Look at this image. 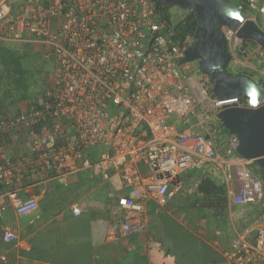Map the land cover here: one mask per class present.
<instances>
[{
    "label": "built area",
    "instance_id": "obj_1",
    "mask_svg": "<svg viewBox=\"0 0 264 264\" xmlns=\"http://www.w3.org/2000/svg\"><path fill=\"white\" fill-rule=\"evenodd\" d=\"M242 1L261 16L264 31V0ZM175 24L160 17L152 0H0V42H38L54 63L52 87L38 103L0 114L2 242L18 241L1 224L3 214H33V188L50 180L82 170L104 180L117 176L131 194L116 200L119 224L108 239L117 241L146 230L143 200L165 206L182 189V172L209 164L223 173L242 222L221 261L210 264H264L262 179L236 153L233 135L220 155L214 134L192 125L195 103L204 105L199 117L209 122L224 105L245 107L247 99L211 97L209 84L189 71ZM241 47L229 52V64L240 63L236 54L246 56ZM249 207H255L252 217ZM252 218L257 224L249 229Z\"/></svg>",
    "mask_w": 264,
    "mask_h": 264
},
{
    "label": "crops",
    "instance_id": "obj_2",
    "mask_svg": "<svg viewBox=\"0 0 264 264\" xmlns=\"http://www.w3.org/2000/svg\"><path fill=\"white\" fill-rule=\"evenodd\" d=\"M5 44L20 43L0 42V47ZM51 82L53 84V76ZM17 102L0 103V114L15 113L30 104L23 100ZM13 105L17 106L16 110L8 111ZM192 119L195 131L214 134L221 155L230 135L219 125L211 129L208 122H202L197 115ZM204 179L223 187L226 194L224 175L216 166L207 164L203 171H184L179 175L182 189L174 193L165 206L157 205L150 198L143 200L146 230L117 241L108 239V233L116 231L119 224L116 200L123 195L131 196L122 188L117 176L104 180L90 170H82L61 180H50L33 188V196L38 200V209L33 214L18 218L13 209L3 214L1 224L10 227L18 241L7 244L0 239V256L7 257L6 264L220 262L222 251L242 228V222L237 219L240 207L229 203L226 196L227 207L219 215L198 192ZM75 207L80 209L79 216L72 214ZM254 209H248L251 217ZM248 224L252 229L257 221L252 218Z\"/></svg>",
    "mask_w": 264,
    "mask_h": 264
},
{
    "label": "water",
    "instance_id": "obj_3",
    "mask_svg": "<svg viewBox=\"0 0 264 264\" xmlns=\"http://www.w3.org/2000/svg\"><path fill=\"white\" fill-rule=\"evenodd\" d=\"M152 1L193 12L195 31L193 41L184 51V59L198 62L201 72L208 75L212 93L218 100L227 101L239 96L247 99V106L224 105L215 117L237 139L236 153L257 164L264 180V95L249 77L232 76L224 70L229 56L223 29L233 31L240 42L251 41L263 51L264 31L241 6L222 0Z\"/></svg>",
    "mask_w": 264,
    "mask_h": 264
},
{
    "label": "rangeland",
    "instance_id": "obj_4",
    "mask_svg": "<svg viewBox=\"0 0 264 264\" xmlns=\"http://www.w3.org/2000/svg\"><path fill=\"white\" fill-rule=\"evenodd\" d=\"M244 13L250 14L256 19V23L263 29L261 25V16L255 12H251L244 8ZM188 11H184L177 6L169 7V13L172 17V22L177 23L181 21ZM224 35L227 38L228 51L234 50V46L242 45V42L234 37L233 31H229L226 28L223 29ZM7 49L12 48V59L10 75L6 78H2V68H0V103L13 100L10 95H16V102L23 100L30 104L38 103V101L49 91L52 87V76L54 73V63L52 57H47V51L43 45L38 42L20 43L18 45H4ZM246 56L236 54L237 62L235 66L228 64L227 71L230 74L236 73H248L250 79H252L257 86L264 88V51H262L257 45H249L246 48ZM189 71L193 78L197 81L208 82L209 77L202 73L197 61H188ZM14 82V83H13ZM12 84V85H11ZM16 85V89H15ZM17 102V104L19 103ZM196 115L201 113L200 108H204L203 104H194ZM8 111L16 110L17 106L10 107ZM175 119L168 120V122H174ZM192 121H194L192 119ZM208 125L211 129L220 126V122L216 118H212ZM235 209L234 212H236ZM225 221V219H224ZM228 221V220H226ZM227 224V223H226ZM225 224V225H226ZM228 228V226L226 227Z\"/></svg>",
    "mask_w": 264,
    "mask_h": 264
},
{
    "label": "trees",
    "instance_id": "obj_5",
    "mask_svg": "<svg viewBox=\"0 0 264 264\" xmlns=\"http://www.w3.org/2000/svg\"><path fill=\"white\" fill-rule=\"evenodd\" d=\"M223 2L233 4V5H238L241 6L243 10L246 8V5L243 3L242 0H222ZM156 4V12L160 15V17L165 20L168 24H171V14L169 13V7L162 6L159 1H155ZM194 19V14L193 12H187V15L179 22L175 24V30H176V37L178 41L180 42H185L186 45L188 46L191 41H193V36H194V31L195 27L192 25V21ZM249 45L251 46H256L255 43L251 41H243L242 42V48L245 50ZM261 49V48H260ZM226 50L228 52V63L226 64L224 70L228 73L227 71V66L230 61V55L228 51V46H226ZM262 50V49H261ZM242 55V54H240ZM13 63L12 59V51L10 49H7L5 47H0V68H2V78L7 77L10 75L9 70H11V65ZM230 74V73H228ZM232 76H247L248 73H236V74H230ZM208 77V75H206ZM251 78V77H250ZM14 83V82H13ZM210 86L209 81L207 82ZM1 84V83H0ZM12 85V84H11ZM16 89V85H15ZM263 95H264V88L262 86L260 87ZM210 95L211 97H215L211 91V86H210ZM12 98H14V101L16 100V95L11 94L10 95ZM246 98L245 97H240V102L245 103ZM13 100H9V103H14ZM223 131L227 134L230 135L223 127L220 125ZM251 168L260 176V170L255 163H251ZM262 179V177L260 176ZM263 183L264 180L262 179ZM198 192L200 195L203 196L205 199L204 202L209 205L212 208H215L216 212L219 213V215H222L223 211L227 207V199H226V194L225 190L221 186H217L214 183H212L209 179H204L199 188Z\"/></svg>",
    "mask_w": 264,
    "mask_h": 264
},
{
    "label": "clouds",
    "instance_id": "obj_6",
    "mask_svg": "<svg viewBox=\"0 0 264 264\" xmlns=\"http://www.w3.org/2000/svg\"><path fill=\"white\" fill-rule=\"evenodd\" d=\"M263 51V50H262ZM211 86V85H210ZM212 91V90H211Z\"/></svg>",
    "mask_w": 264,
    "mask_h": 264
},
{
    "label": "flooded vegetation",
    "instance_id": "obj_7",
    "mask_svg": "<svg viewBox=\"0 0 264 264\" xmlns=\"http://www.w3.org/2000/svg\"><path fill=\"white\" fill-rule=\"evenodd\" d=\"M170 7H171V6H170ZM191 42H192V41H191ZM191 42H190V43H191Z\"/></svg>",
    "mask_w": 264,
    "mask_h": 264
}]
</instances>
